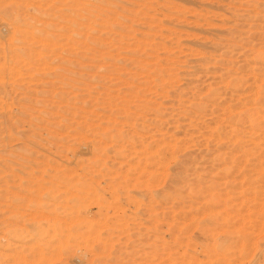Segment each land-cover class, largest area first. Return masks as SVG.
Listing matches in <instances>:
<instances>
[{
	"label": "rangeland",
	"instance_id": "1",
	"mask_svg": "<svg viewBox=\"0 0 264 264\" xmlns=\"http://www.w3.org/2000/svg\"><path fill=\"white\" fill-rule=\"evenodd\" d=\"M0 160V264H264V0H0Z\"/></svg>",
	"mask_w": 264,
	"mask_h": 264
},
{
	"label": "bare ground",
	"instance_id": "2",
	"mask_svg": "<svg viewBox=\"0 0 264 264\" xmlns=\"http://www.w3.org/2000/svg\"><path fill=\"white\" fill-rule=\"evenodd\" d=\"M1 2H5V1H1ZM12 2V1H11ZM18 2V1H17ZM40 2V1H39ZM42 2V1H41ZM84 2V1H83ZM113 5V4H112ZM3 6V5H2ZM30 8V7H29ZM35 8V7H34ZM73 10V9H72ZM19 11V10H18ZM36 11H37V9H36ZM84 11V10H83ZM20 14V13H19ZM43 14V13H42ZM41 14V15H42ZM8 15V14H7ZM95 15V14H94ZM45 16V15H44ZM19 17V16H18ZM79 17V16H78ZM21 18V17H20ZM45 18V17H44ZM86 18V17H85ZM18 19V18H17ZM21 19H23V18H21ZM26 19V18H25ZM34 19V18H33ZM40 19V18H39ZM68 20V19H67ZM19 21H21V20H19ZM36 21V20H35ZM17 22V21H16ZM39 23V22H38ZM72 23H75L74 21L72 22ZM36 24V23H35ZM55 24V23H54ZM40 26V25H39ZM47 26V25H46ZM72 26H76V25H72ZM36 27V26H35ZM48 27V26H47ZM51 27V26H50ZM39 28V27H38ZM73 28V27H72ZM22 29V28H21ZM26 29V28H25ZM77 29V28H76ZM20 30V29H19ZM24 30V29H23ZM35 30V29H34ZM22 31V30H21ZM38 31V30H37ZM74 31V30H73ZM18 32V31H17ZM41 32V31H40ZM20 33V32H19ZM24 34V33H23ZM26 34V33H25ZM24 34V35H25ZM39 34V33H38ZM37 34V35H38ZM31 36H32V34H30ZM35 38V37H34ZM32 39V38H31ZM33 40V39H32ZM22 41V40H21ZM26 42V41H25ZM36 43V42H35ZM20 45V44H19ZM49 45V44H48ZM54 45V44H53ZM14 50V49H13ZM21 50V49H20ZM5 73V72H4ZM5 84V83H4ZM5 90V89H4ZM207 99V98H206ZM179 143V142H178ZM166 147H169V145L168 146H166ZM168 149V148H167ZM166 149V150H167ZM170 149V148H169ZM172 151V150H171ZM119 153V152H118ZM163 154V153H162ZM173 154V153H172ZM122 155V154H121ZM103 156V155H102ZM152 158V157H151ZM165 158V157H164ZM165 159H167V158H165ZM164 159V160H165ZM168 160V159H167ZM166 160V161H167ZM158 161V160H157ZM165 161V162H166ZM169 161V160H168ZM85 162V161H84ZM165 162L163 163V164H165ZM167 163V162H166ZM161 164H162V162H161ZM159 165V164H158ZM97 166V165H96ZM157 166V165H156ZM156 166H155V168H156ZM160 166V165H159ZM164 166V165H163ZM162 166V167H163ZM5 167V163H3V161L2 160H0V171H2L3 170V168ZM158 167V166H157ZM105 171V170H104ZM227 171V170H226ZM89 172V171H88ZM2 173V172H1ZM106 173V172H105ZM158 173V172H157ZM98 174V173H97ZM101 174V173H100ZM156 174V173H155ZM106 175V174H105ZM97 176V175H96ZM95 176V177H96ZM120 176V175H119ZM101 177V176H100ZM157 177V176H156ZM80 178V177H79ZM125 178V177H124ZM130 178V177H129ZM78 179V178H77ZM82 179V178H81ZM126 180H128V179H126ZM125 180V181H126ZM73 181V180H72ZM78 181V180H77ZM82 181V180H81ZM113 181V180H112ZM111 181V182H112ZM134 181V180H133ZM135 181H136V179H135ZM178 180H176V182H177ZM69 182V181H68ZM79 182V181H78ZM121 182V181H120ZM127 182V181H126ZM179 182V181H178ZM177 182V183H178ZM95 183V182H94ZM109 183V182H108ZM116 183H118V182H116ZM115 183V184H116ZM123 185H124V183L123 182H121ZM129 183H131V182H129ZM139 183V182H138ZM174 183V182H173ZM76 184V183H75ZM111 184V183H110ZM127 185H128V183H126ZM132 184V183H131ZM77 185V184H76ZM112 185H113V183H112ZM111 185V186H112ZM118 186H119V184H117ZM130 185V184H129ZM133 185H134V183H133ZM167 185V184H166ZM179 185H180V182H179ZM101 186V185H100ZM125 186V185H124ZM132 186V185H131ZM135 186H137L138 187V185H135ZM79 187H82V186H79ZM87 187V186H86ZM90 187V186H89ZM112 187H114V186H112ZM116 187V186H115ZM129 187V186H128ZM167 187V186H166ZM84 188V187H83ZM117 188V187H116ZM121 188H124V187H120V189ZM127 188V187H126ZM139 188V187H138ZM177 188H178V186H177ZM181 188V187H180ZM183 188V187H182ZM115 189V188H114ZM120 189L118 190V188H117V190L119 191V192H121L120 191ZM212 189V188H211ZM79 190V189H78ZM81 190H82V188H81ZM90 190V189H89ZM125 191H126V189H125ZM124 191V192H125ZM74 192H75V190H74ZM79 192V191H78ZM88 192V191H87ZM105 192V191H104ZM107 192H108V190H107ZM106 192V193H107ZM188 192V191H187ZM83 193V192H82ZM128 193V192H127ZM155 193V192H154ZM71 194V193H70ZM90 194V193H89ZM100 194V193H99ZM120 194V193H119ZM172 194V193H171ZM209 194V193H208ZM74 195V194H73ZM77 195V194H76ZM87 195H88V193H87ZM127 195V194H126ZM214 195H215V193H214ZM214 195L213 196H211V197H214ZM84 196V195H83ZM95 196V195H94ZM111 196V195H110ZM166 196V195H165ZM172 196V195H171ZM177 196V195H176ZM228 196V195H227ZM131 197V196H130ZM182 197V196H181ZM194 197V196H193ZM210 197V198H211ZM218 197V196H217ZM86 198H88V197H86ZM85 198V199H86ZM118 198V197H117ZM176 198V197H175ZM208 198H209V196H208ZM89 199V198H88ZM166 199V198H165ZM192 199V198H191ZM96 200V199H95ZM98 200V199H97ZM117 200V199H116ZM76 201V200H75ZM79 201H81V200H79ZM79 201H78V208H82V207H84V204L82 205L81 204V202H80V204L82 205L81 207L79 206L80 204H79ZM85 201V200H84ZM84 201H82V202H84ZM141 201V200H140ZM174 201V200H173ZM193 201V200H192ZM212 201V200H211ZM77 202V201H76ZM130 202V201H129ZM162 202V201H161ZM214 203V202H213ZM175 204V203H174ZM207 204V203H206ZM205 204V205H206ZM211 204H212V202H211ZM85 205H87V204H85ZM108 206V205H107ZM173 206H175V205H173ZM101 207V206H100ZM190 207V206H189ZM191 207H194V203L192 204V206ZM85 208V207H84ZM188 208V207H187ZM184 209V208H183ZM198 209H199V207H198ZM188 210V209H187ZM191 210H193L194 211V209H192L191 208ZM197 210V209H196ZM85 211V210H84ZM101 211V210H100ZM119 211V210H118ZM130 211V210H129ZM198 211V210H197ZM79 212H81V211H79ZM177 212V211H176ZM196 213V212H195ZM190 214H192V213H190ZM74 215V214H73ZM80 215V214H79ZM84 216V215H83ZM71 217V216H70ZM84 218V217H83ZM86 218V217H85ZM171 218V217H170ZM87 219H88V217H87ZM197 220V219H196ZM174 221V220H173ZM122 222V221H121ZM58 223V222H57ZM66 223V222H65ZM127 224V223H126ZM179 224V223H178ZM46 225V224H45ZM55 225H57V224H55ZM61 225V224H60ZM63 225V224H62ZM76 225V224H75ZM105 225V224H104ZM78 226V225H77ZM194 226V225H193ZM75 227V226H74ZM86 227H88V225L86 226ZM154 227V226H153ZM45 228V227H44ZM58 228V227H57ZM83 228V227H82ZM89 228V227H88ZM94 228V227H93ZM65 229V228H64ZM71 229V228H70ZM75 229V228H74ZM188 229V228H187ZM46 230V229H45ZM72 230V229H71ZM76 230H78V228L76 227ZM178 230V229H177ZM64 231V230H63ZM82 231V230H81ZM86 231H87V229H86ZM116 231V230H115ZM72 232V231H71ZM74 232H75V230H74ZM90 232V231H89ZM47 233V232H46ZM82 233V232H81ZM94 233V232H93ZM214 233V232H213ZM76 234V233H75ZM84 234V233H83ZM39 235V234H38ZM70 235V234H69ZM74 235V234H73ZM82 235V234H81ZM126 235V234H125ZM62 236H64V235H62ZM83 236V235H82ZM114 236V235H113ZM177 236V235H176ZM182 236V235H181ZM187 236V235H186ZM44 237V236H43ZM77 237V236H76ZM76 237H75V239H76ZM195 237V236H194ZM60 238V237H59ZM64 238V237H63ZM88 238V237H87ZM117 238V237H116ZM185 238V237H184ZM50 239V238H49ZM61 239H62V237H61ZM71 239V238H70ZM74 239V238H73ZM82 239H84V238H82ZM109 239V238H108ZM179 239V238H178ZM68 240H69V238H68ZM76 240H78V239H76ZM180 240V239H179ZM55 241V240H54ZM56 241H59V240H57L56 239ZM55 241V242H56ZM66 241V240H65ZM186 241V240H185ZM38 242V241H37ZM61 242H63L64 243V241H61ZM77 242V241H76ZM218 242V241H217ZM220 242V241H219ZM54 243V242H53ZM52 243V244H53ZM66 243V242H65ZM71 243V242H70ZM73 243V242H72ZM83 243V242H82ZM188 243V242H187ZM214 243V242H213ZM51 244V243H50ZM56 244V243H55ZM61 244V243H60ZM105 244V243H104ZM224 244H225V241H224ZM58 245V244H57ZM221 245V244H220ZM220 245H218V246H220ZM48 246V245H47ZM56 246V245H55ZM61 246H63L64 247V245H61ZM70 246V245H69ZM69 246H66V247H69ZM260 246V245H259ZM54 247V246H53ZM59 247H60V245H59ZM96 248H97V245H96ZM180 248V247H179ZM185 248V247H184ZM219 248H221V247H219ZM40 249V248H39ZM66 249V248H65ZM70 249V248H69ZM186 249V248H185ZM215 249V248H214ZM213 249V251L215 252V251H217L216 249L214 250ZM56 250V249H55ZM58 250H59V248H58ZM193 250V249H192ZM219 250V249H218ZM68 251V250H67ZM167 251V250H166ZM175 251V250H174ZM222 251H223V249H222ZM229 251V250H228ZM242 251V250H241ZM44 252V251H43ZM57 252H59V251H57ZM114 252H116V251H114ZM183 252V251H182ZM219 252H221V251H217V253H219ZM258 252V251H257ZM36 253V252H35ZM54 253V252H53ZM64 253V252H63ZM201 253V252H200ZM207 253V252H206ZM205 252L204 253H202L201 255L203 256L204 254H206ZM210 253V252H209ZM58 254V253H57ZM215 254V253H214ZM39 255H41L40 253H39ZM67 255V254H66ZM218 255V254H217ZM57 256V255H56ZM192 256V255H191ZM115 257V256H114ZM258 257V256H257ZM72 258V257H71ZM179 258V257H178ZM199 258V257H198ZM202 258V257H201ZM256 258V257H255ZM60 259H62V258H60ZM56 260V259H55ZM64 260V259H63ZM74 260V259H73ZM206 260H208V259H206ZM70 261H72V260H70ZM204 261V260H203ZM67 262V261H66ZM65 263V262H64ZM206 263V262H205ZM187 264V263H186Z\"/></svg>",
	"mask_w": 264,
	"mask_h": 264
}]
</instances>
